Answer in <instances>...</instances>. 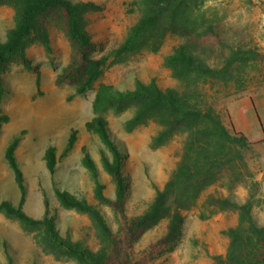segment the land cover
Instances as JSON below:
<instances>
[{"label": "trees", "instance_id": "1", "mask_svg": "<svg viewBox=\"0 0 264 264\" xmlns=\"http://www.w3.org/2000/svg\"><path fill=\"white\" fill-rule=\"evenodd\" d=\"M206 2L137 0L140 15L123 42L109 54L96 57L95 44L86 27L87 12L100 9L94 1L0 0V6L8 5L15 11L14 25L8 29L5 38L0 36V72L10 62L31 67L27 49L36 41L50 51L51 26L55 23L68 37L73 49L70 62L57 73L56 84H72L76 94L92 89L109 68L125 62L132 54L143 49L160 52L169 33L182 39L164 60L178 86L163 88L154 77L149 81L137 77L135 84L126 88L101 83L93 101L96 115L85 124L87 131L98 135L104 144L99 148L100 159L114 184L113 196L106 193L99 161L88 146L83 147L82 163L96 182V199L110 206L119 216L121 224L117 231L112 228L101 205L58 184L55 175L59 157L53 144L46 149L45 160L55 194L62 205L91 217L100 245L93 249L83 240L73 239L70 226L66 236L62 233L51 214L48 191H45L44 215L36 217L28 213L23 206L26 194L24 172L17 158L20 137L11 140L5 155L21 187L22 197L18 204L7 199L0 201V212L23 225L43 228L48 240L79 264H150L180 236L184 210L202 197L200 217L211 218L224 211H234L239 216L236 225L223 231L229 238L226 252L207 250L212 264L264 263V223L255 218L252 202L237 201L216 189L207 192L209 186L222 178H227L230 191L245 185L242 169L246 166V153L254 144L233 124L225 123L223 113L216 100L210 98L207 88L219 83H234L239 89L245 88L250 69L264 62V52L231 43L218 24H202L196 11ZM215 42L221 47L212 46ZM213 59L218 62H209ZM37 82L39 85V77ZM4 90L0 77V134L10 119L2 106ZM128 105L133 108V115L126 122L128 130L153 121L160 127L156 136L158 141L175 133L184 137L181 159L165 185L162 188L156 186L152 202L138 214L129 213L127 206L128 181L123 146L109 131V121L101 113L109 107ZM77 140V130H73L63 155L72 151ZM162 221L167 222L163 234L136 251L140 238ZM5 247L9 254L7 243Z\"/></svg>", "mask_w": 264, "mask_h": 264}, {"label": "rangeland", "instance_id": "2", "mask_svg": "<svg viewBox=\"0 0 264 264\" xmlns=\"http://www.w3.org/2000/svg\"><path fill=\"white\" fill-rule=\"evenodd\" d=\"M74 1H94L100 6V9L86 14V27L94 41L96 57L109 54L117 48L140 15L137 0ZM196 15L202 24L220 25L231 43L264 52V7L255 0H207L196 11ZM14 23V9L1 5L0 36L5 38ZM51 37L50 51L39 41L28 47L31 67L10 62L0 72L5 89L2 106L10 116L0 134V201L7 199L18 204L22 197L21 187L5 155L11 140L20 137L17 158L26 184L24 209L36 217L43 216L45 191H48L50 210L55 216L56 226L65 236L70 226L73 239L83 240L91 248L97 249L100 244L91 217L59 202L52 175L46 165L45 151L51 144L57 149L59 160L55 176L58 184L79 197H87L91 202L101 205L112 228L117 231L121 224L119 216L110 206L101 204L96 199V182L82 163L85 155L83 147L88 146L99 161L106 193L113 196L114 184L100 159L99 148L104 147V144L98 135L87 131L85 124L96 115L93 101L101 83L126 88L128 85L133 86L137 77L146 81L154 77L163 88L178 86V81L174 79L164 60L182 39L169 33L160 52L153 53L143 49L134 53L125 62L109 68L92 89L76 94L74 85L56 84L57 73L70 62L73 54L70 41L55 23L51 26ZM212 46L221 47L218 42ZM214 47L209 48L215 50ZM209 62H218V59ZM207 90L210 98L216 100L225 123L231 126L230 111L264 91V62L257 63L250 69L243 89H239L234 83H219ZM101 113L109 121V131L123 146L129 213H141L154 199L156 186L162 188L165 185L181 159L184 137L175 133L164 141H158L156 136L160 127L153 121L128 130L126 122L133 115V108L129 105L109 107ZM73 130H77L78 140L72 151L63 155ZM246 154V166L242 169L245 185L230 191L227 178H222L209 186L207 192L216 189L225 195H231L237 201L250 200L255 218L264 223V154L254 144ZM201 201L202 197L186 207L180 236L150 264H212L207 250L213 253L226 252L229 238L223 231L238 223V213L224 211L211 218H202L199 216L203 209ZM166 224V221H162L145 233L137 242L136 251L144 249L162 235ZM0 264L79 263L56 248L48 240L43 228L23 225L19 220L0 212Z\"/></svg>", "mask_w": 264, "mask_h": 264}, {"label": "crops", "instance_id": "3", "mask_svg": "<svg viewBox=\"0 0 264 264\" xmlns=\"http://www.w3.org/2000/svg\"><path fill=\"white\" fill-rule=\"evenodd\" d=\"M230 115L235 129L244 133L264 154V91L236 106Z\"/></svg>", "mask_w": 264, "mask_h": 264}, {"label": "built area", "instance_id": "4", "mask_svg": "<svg viewBox=\"0 0 264 264\" xmlns=\"http://www.w3.org/2000/svg\"><path fill=\"white\" fill-rule=\"evenodd\" d=\"M258 4L262 5L264 7V0H255Z\"/></svg>", "mask_w": 264, "mask_h": 264}]
</instances>
